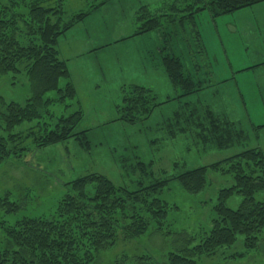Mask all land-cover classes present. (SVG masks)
Returning <instances> with one entry per match:
<instances>
[{"label":"rangeland","instance_id":"374dc122","mask_svg":"<svg viewBox=\"0 0 264 264\" xmlns=\"http://www.w3.org/2000/svg\"><path fill=\"white\" fill-rule=\"evenodd\" d=\"M191 1L110 0L59 38L58 55L70 73L59 87L70 80L76 94L72 101L52 105L49 112L53 120L80 112L73 133L87 131L90 147L82 149L70 138L36 149L32 139H25L20 156L0 163V251L7 247L4 227L23 218H52L58 203L72 193L69 183L88 174H101L130 192L169 180L156 195L169 206L165 222L157 226L150 221L137 239L126 241L119 234L116 243L96 254L90 264H168V255L184 248V235L194 238L190 247L208 235L217 219L218 194L233 185L232 176L208 170L206 185L197 194L184 191L174 178L244 148L264 149V128L259 130L264 125V3L214 20L203 11L195 16L194 27L179 22L183 12L170 11ZM63 7L72 15L85 11L87 2L64 0ZM142 7L170 17L162 19L159 30L135 35L143 22L137 17L146 16ZM165 54L180 58L185 72L202 84L200 92L183 96L170 84L161 64ZM134 85L149 89L158 106L147 119L129 124L123 120L122 99ZM30 94L22 67L17 74L0 75V99L23 105ZM55 97L56 92H50L44 99ZM206 111L242 130L246 142L223 150L211 142L204 144L196 133ZM50 120L44 117L40 122ZM35 126L36 121L24 122L11 134L26 135ZM138 163L149 165L146 173ZM254 199L264 202V191ZM6 201L16 204L17 210L7 212ZM241 201L234 194L225 205L237 209ZM196 261L264 264V254L259 249L246 253L243 236L237 235L234 245Z\"/></svg>","mask_w":264,"mask_h":264},{"label":"trees","instance_id":"16d2710c","mask_svg":"<svg viewBox=\"0 0 264 264\" xmlns=\"http://www.w3.org/2000/svg\"><path fill=\"white\" fill-rule=\"evenodd\" d=\"M50 1L0 0V75L17 74L22 67L31 92L23 105L0 99V163L10 156H20L25 150L22 146L25 139H32L36 149L70 138L82 149L90 147L87 131L73 133L81 120L80 112L54 120L49 112L52 105L72 101L76 94L70 80L63 88L59 87L61 80L70 78V73L67 62L59 58L57 45L68 30L110 0H86L87 9L72 15L66 14L64 0H56L54 6ZM261 3L264 0H192L181 10L170 11L183 12L179 22L195 27V16L203 11L214 20ZM140 11L146 16L137 17L143 22L135 35L159 30L162 19L170 17L151 13L146 7ZM195 33L198 38V31ZM161 64L170 84L179 88L183 96H191L203 88L185 72L179 57L165 54ZM50 92H56L57 97L44 99ZM122 101L123 120L129 124L147 119L158 106L149 89L136 85L124 94ZM44 117L51 118L50 122H40ZM32 121H36V126L26 135L11 134L16 126ZM197 129V137L204 144L211 142L220 150L246 142L242 130L221 122L211 111H206ZM138 166L146 173L149 165L138 163ZM208 170L230 174L233 185L219 192L214 208L217 219L208 235L192 247L194 238L184 235V248L170 253L168 264H198L196 258L212 256L218 249L234 245L237 235L243 236L246 253L259 249L264 254V202L254 199L256 193L264 191V149L244 148L221 162L188 170L174 179L187 193L197 194L206 185ZM168 182L158 180L130 192L101 174L79 177L69 183L72 193L58 203L52 218H23L3 228L7 247L0 251V264H90L96 254L116 243L119 234L126 241L137 239L146 233L150 221L157 226L165 222L169 206L156 195ZM234 194L241 196L242 201L237 209H230L225 202ZM4 205L7 212L18 208L8 201Z\"/></svg>","mask_w":264,"mask_h":264},{"label":"crops","instance_id":"0c3cea01","mask_svg":"<svg viewBox=\"0 0 264 264\" xmlns=\"http://www.w3.org/2000/svg\"><path fill=\"white\" fill-rule=\"evenodd\" d=\"M251 8V7H250ZM199 33V32H198ZM200 37V36H199ZM264 63V62H263ZM254 67H256V66H254ZM251 68H253V67H251ZM264 126V125H263ZM264 128V127H263ZM263 128H260L259 130H262ZM259 132V131H258ZM257 134V133H256ZM257 136V135H256Z\"/></svg>","mask_w":264,"mask_h":264}]
</instances>
